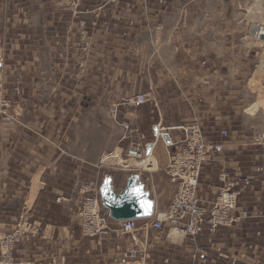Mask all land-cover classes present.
I'll return each mask as SVG.
<instances>
[{
	"label": "crops",
	"instance_id": "crops-1",
	"mask_svg": "<svg viewBox=\"0 0 264 264\" xmlns=\"http://www.w3.org/2000/svg\"><path fill=\"white\" fill-rule=\"evenodd\" d=\"M178 1L181 2L179 13L171 17L168 0H60L52 7L55 13L48 21L51 36L46 39L66 45V48L62 46L63 50L57 49L52 57L66 56L73 61L71 73L74 75L90 76L89 81L97 83L108 76L107 87L105 80L89 91L84 88L78 104L93 91L99 94L98 101L88 103L101 108L137 93L152 94L153 101L139 107L126 104L123 108L131 107V110L120 111L123 122L140 128L143 142L152 140V130L158 123L168 129L172 140L182 137L178 126L196 123L207 140L222 142V151L201 169L197 193L206 202L212 200L224 184H233L238 191V211L244 210L251 216L225 226L230 236H235L234 241L230 239L227 248L222 242L212 244L215 253L211 263L264 264V258L260 257L264 245L253 247L246 241V236L251 234L249 225L258 219L264 221V67L249 73L243 71L244 77L237 81L234 66L225 67L226 72L221 73L220 67L206 64L209 59H219L225 53L230 55V37L189 36L185 16L193 0ZM199 23L204 25L208 21ZM176 28L178 34L173 32ZM75 60H78V68ZM86 80L88 82L84 78ZM60 88L58 84H42L41 95L35 100L20 102L19 106L23 108H36L35 115L29 120L21 115L17 118L18 123L11 124L0 115V188L3 189L0 190V214H4L6 220L22 217L23 220L32 219L36 225L44 218L41 214H52L49 210L52 204H55L53 211L67 209L70 212L74 210L69 202L74 200L80 204L83 198L76 194L78 197L73 199L68 185L55 183L54 179L61 174L60 153L54 149L52 137L43 134V124L58 121L55 109L66 102L59 98ZM75 93L74 88L73 95L69 94L67 98V107L75 106ZM221 130H227L228 136L223 138ZM257 135L263 137L262 144L254 142ZM153 153L157 158V169L134 174L150 192L155 208L164 209L172 194L165 198L163 184L167 188L173 185L161 169L166 164L162 142L153 146L151 155ZM79 158L83 165H76L74 173L103 170L96 163L97 157L88 159L84 152ZM81 181L86 182V178ZM58 197L62 199L57 202ZM12 205L16 206L14 210H11ZM45 222H42L45 229L52 233L68 231L65 224ZM1 224L8 228L5 232L12 229V222ZM260 225L255 227L254 234H264V224ZM33 233L29 230L25 235ZM151 241L148 231L140 227L128 236L115 238L110 235L103 243L114 253L105 264H157L150 258V248L154 245ZM18 248L15 251L25 255L23 262H27L26 248L23 245ZM130 248L137 251L136 256L122 258V251ZM258 248L259 256L256 253L253 257L251 250L257 252Z\"/></svg>",
	"mask_w": 264,
	"mask_h": 264
},
{
	"label": "rangeland",
	"instance_id": "rangeland-1",
	"mask_svg": "<svg viewBox=\"0 0 264 264\" xmlns=\"http://www.w3.org/2000/svg\"><path fill=\"white\" fill-rule=\"evenodd\" d=\"M59 1L0 0V106H4L0 108V115L11 124L18 123L17 118L21 115H25L28 120L33 118L35 107L23 108L19 105L22 100H35L37 96L41 95L39 89L42 84L61 85L58 91L59 98L66 102L69 94L73 95L75 88V106L67 107L66 102L62 103L64 105L55 109V119L58 121L43 124L44 136L52 137L54 149L60 153L59 169H61V174L59 173L54 181L56 184L68 185L70 188L68 191L71 190L74 195L73 199L78 197V194L83 195L79 191L82 184L93 183L99 189L105 175L111 176L113 187L119 191L126 183L129 173L117 170L113 165L103 166L101 167L103 170L100 171L95 169L96 171L82 172V174L73 172L76 165H83V160L79 158V155L84 152L88 159L97 157L96 163L98 162L99 165L102 153L125 147L124 143L119 142L120 128L112 121L108 111L111 106L117 104H119V111H123V113L129 112L131 107L123 108L126 105L124 102L129 98L114 101L106 108L90 106L89 101H98L99 98V94L94 91L89 97H83L80 104L77 103L82 98L80 92L84 88L89 91L91 88L102 85L105 80L107 87L108 76L105 75L102 82L99 80H95L99 83L94 80L90 82V76L71 73L73 70L71 62L72 64L74 62L68 60L66 56L61 59L52 57L57 49L63 50L62 46L66 48L64 44H54L50 42V38L46 39L51 36L48 21L55 13L52 7ZM197 2L193 0L188 7L187 16H185L188 20L186 28L188 35L213 34L219 37H230V55L227 56L225 53L219 59L207 60L206 64L220 67L221 73L226 72L223 70L225 67L234 66L237 81L244 77L241 74L243 71L249 73L264 67V42L255 38L254 28H252L264 26V0H197ZM166 3L167 5L169 3L171 17H174L175 14L178 15L181 2L168 0ZM201 20L208 21V23L202 25L199 23ZM173 32L178 34V28ZM233 40L235 42L232 52ZM224 41L227 44V39ZM75 65L78 68V60H75ZM54 67L55 71H52L51 69ZM222 77L225 76L222 75ZM84 78L88 79L87 83ZM1 102H4V105H1ZM70 103H72L71 100ZM131 106L139 107L132 104ZM87 119H92V121L89 122ZM96 119L99 121L96 122ZM29 125L33 127L32 123ZM44 150L46 151L45 146ZM152 156L158 164L154 153ZM82 175L86 178V182L81 181ZM153 180L156 182V179ZM163 187L165 188L162 193L165 198H168L173 193L174 187L170 186L171 190L164 184ZM0 190L3 191L2 188ZM69 204L74 211L69 212L67 209L53 211L52 208L55 204H52L53 206L49 207L52 214H41L42 217L44 216L43 219L41 218L44 222L52 221L50 223L65 224L68 227L67 232L52 233L48 228L45 229L41 219L35 225L32 219L28 221L20 217L19 220L10 221L11 218L6 220L4 214H0V264H105L109 261L114 252L104 246L105 238L84 236L76 214L79 203L71 200ZM15 207L12 205L11 210H14ZM157 209L160 210L158 207ZM249 216L251 214H248ZM4 221L12 222L11 230L5 232L8 228L1 224ZM145 223L144 219L138 220L137 226L144 227V230L148 231L152 239L151 243L154 244L150 248V258L152 257L157 264H212L211 258L215 253L212 250V244L216 245L218 242H222L223 246L227 248L230 239L234 241L235 238V236H230L229 230L225 226H218L213 231L205 228L194 238L183 239L179 234L169 232L166 227L160 230L145 229ZM260 224H264V221L260 222L258 219L249 225L251 234L246 236V241L253 247L264 245V234H254L255 227L261 226ZM29 230L34 233L25 235ZM14 231L20 237L11 248L10 246L6 247L4 239ZM172 236L177 239H173ZM19 245H23L27 250V262H23L25 255L22 256L16 252ZM259 248L256 250L257 252L251 250L253 257L256 253L259 256ZM125 251H122V258L125 257ZM260 257L264 258V249L260 253Z\"/></svg>",
	"mask_w": 264,
	"mask_h": 264
},
{
	"label": "built area",
	"instance_id": "built-area-1",
	"mask_svg": "<svg viewBox=\"0 0 264 264\" xmlns=\"http://www.w3.org/2000/svg\"><path fill=\"white\" fill-rule=\"evenodd\" d=\"M261 36L260 31L255 33L257 40H261ZM153 99V95L137 93L123 102L140 106ZM3 103L1 102V105ZM2 107L4 106H0ZM118 107L119 104L113 105L108 112L112 121L120 128L119 142L124 143L125 147L102 153L99 165L102 167L113 165L117 170L131 174L151 173L157 169V165L152 169L148 158L152 157L153 146L162 142L166 152V164L161 169L174 187L168 205L162 210L156 207L151 217L144 218L145 229L160 230L166 227L169 232L177 233L184 238H194L205 227L213 231L218 226H230L248 217L246 211L237 209L238 191L233 184H224L210 201L205 202L197 193L201 169L216 153L222 151V142L207 140L196 123L178 126L177 128L182 132L179 140H172L167 128L160 126L159 123L155 124L152 141L143 142L144 137L140 128L129 122H123L119 117ZM220 134L225 138L228 136V131L221 130ZM262 140L261 135L254 138L257 144H262ZM149 143L152 148L147 153L146 146ZM79 191L83 194V198L76 214L84 236L104 239L112 235L119 238L131 235L139 228L137 226L139 219L115 220L109 216L102 204L98 186L85 183ZM60 199L62 197H58L57 201ZM19 237L16 231L8 234L4 239L5 246L11 248ZM136 254L137 251L130 248L125 251L124 256L133 259Z\"/></svg>",
	"mask_w": 264,
	"mask_h": 264
},
{
	"label": "water",
	"instance_id": "water-1",
	"mask_svg": "<svg viewBox=\"0 0 264 264\" xmlns=\"http://www.w3.org/2000/svg\"><path fill=\"white\" fill-rule=\"evenodd\" d=\"M261 38L264 39V34ZM151 148L149 143L146 152ZM112 182L111 176L105 175L99 186L102 204L112 219H144L152 216L155 202L137 174L128 175L124 187L119 191L115 190Z\"/></svg>",
	"mask_w": 264,
	"mask_h": 264
},
{
	"label": "bare ground",
	"instance_id": "bare-ground-1",
	"mask_svg": "<svg viewBox=\"0 0 264 264\" xmlns=\"http://www.w3.org/2000/svg\"><path fill=\"white\" fill-rule=\"evenodd\" d=\"M263 25V24H262ZM252 28H254V30H253V32L254 33H256V32H258V31H260L262 34H264V26H260V27H252ZM263 42H264V40H263ZM259 66V65H258ZM263 70V69H262ZM148 161L150 162V164L152 165V169H155L156 168V165H157V163H156V161H155V159H154V157L152 156V157H149L148 158ZM78 185V184H77ZM81 194V193H80ZM154 211H156V208L154 207ZM174 233V232H173ZM177 234V233H176ZM173 239H175V236H173L172 237Z\"/></svg>",
	"mask_w": 264,
	"mask_h": 264
}]
</instances>
